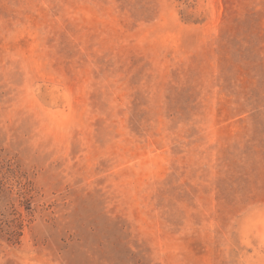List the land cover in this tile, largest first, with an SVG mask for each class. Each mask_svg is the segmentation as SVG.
<instances>
[{
  "label": "rangeland",
  "instance_id": "rangeland-1",
  "mask_svg": "<svg viewBox=\"0 0 264 264\" xmlns=\"http://www.w3.org/2000/svg\"><path fill=\"white\" fill-rule=\"evenodd\" d=\"M0 264H264V0H0Z\"/></svg>",
  "mask_w": 264,
  "mask_h": 264
}]
</instances>
